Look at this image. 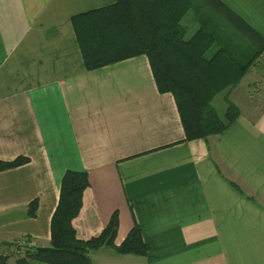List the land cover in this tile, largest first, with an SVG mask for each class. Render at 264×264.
Here are the masks:
<instances>
[{
	"label": "crops",
	"instance_id": "1",
	"mask_svg": "<svg viewBox=\"0 0 264 264\" xmlns=\"http://www.w3.org/2000/svg\"><path fill=\"white\" fill-rule=\"evenodd\" d=\"M219 1L264 39V0ZM113 3L0 0V160H29L0 173V243L49 246L62 177L85 171L76 238H96L117 213L114 245L136 225L150 247L100 248L93 264H264V77L247 73L220 98L239 111L223 133L184 141L145 56L85 69L71 18Z\"/></svg>",
	"mask_w": 264,
	"mask_h": 264
},
{
	"label": "trees",
	"instance_id": "2",
	"mask_svg": "<svg viewBox=\"0 0 264 264\" xmlns=\"http://www.w3.org/2000/svg\"><path fill=\"white\" fill-rule=\"evenodd\" d=\"M189 14L198 25L191 36L183 25ZM71 26L87 71L138 56L147 58L157 91L173 97L184 141L220 135L236 120L239 111L226 96L222 113L214 101L235 88L264 55V39L219 0H114L111 5L73 16ZM28 162L22 156L0 160V173ZM87 187L85 171H66L50 220L49 246H26L24 251L17 247L0 256V264H7L9 258H15V264H93L89 253L100 248L145 256L150 247L136 225L119 246L114 245L117 213L96 238H76L72 221L79 214ZM36 210L34 200L26 216L35 217Z\"/></svg>",
	"mask_w": 264,
	"mask_h": 264
},
{
	"label": "rangeland",
	"instance_id": "3",
	"mask_svg": "<svg viewBox=\"0 0 264 264\" xmlns=\"http://www.w3.org/2000/svg\"><path fill=\"white\" fill-rule=\"evenodd\" d=\"M191 21V19H184V21H183V25H184V27H186V29H187V35H190V34H192V31H193V24H192V22H190ZM253 71H255V72H257L258 74H259V76L260 77H264V56H260L259 57V59L257 60V61H255V63H254V65L249 69V71L247 72L248 74H250V73H252ZM254 89V88H253ZM261 91L263 92L264 91V85H261ZM252 92V94H253V96L255 95V91L253 90V91H251ZM224 95V93L223 94H221V95H219V96H217L216 97V99H215V105L217 106V105H219V103L221 104V101H220V98L222 97ZM218 103V104H217ZM218 107V106H217ZM219 109V108H218ZM221 111V113H222V111L223 110H219V112ZM17 241H21V239H18V240H15V241H13V242H11V243H4V245L3 244H1L0 243V248H3L4 247V249L6 248V247H8L9 248V250L10 249H15L16 247L15 246H13V244L15 243V242H17ZM27 242V241H26ZM27 246L28 247H35V244H34V242L33 241H31V240H28V242H27ZM22 250L24 251L25 250V247H23L22 248ZM10 259V258H9Z\"/></svg>",
	"mask_w": 264,
	"mask_h": 264
},
{
	"label": "built area",
	"instance_id": "4",
	"mask_svg": "<svg viewBox=\"0 0 264 264\" xmlns=\"http://www.w3.org/2000/svg\"><path fill=\"white\" fill-rule=\"evenodd\" d=\"M264 56V55H263ZM13 246H15L16 248L17 247H20L21 248V250H22V248L23 247H26L27 246V243L24 241V240H21V241H17V242H15L14 244H13ZM16 251V249H10L9 250V248H5L4 249V247L3 248H0V256H7V255H9L10 254V252H12V251Z\"/></svg>",
	"mask_w": 264,
	"mask_h": 264
}]
</instances>
